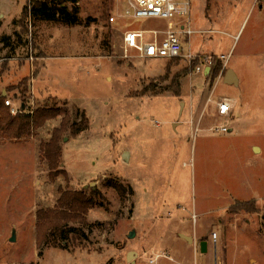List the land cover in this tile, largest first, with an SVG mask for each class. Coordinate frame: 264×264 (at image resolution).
<instances>
[{
    "label": "rangeland",
    "instance_id": "obj_1",
    "mask_svg": "<svg viewBox=\"0 0 264 264\" xmlns=\"http://www.w3.org/2000/svg\"><path fill=\"white\" fill-rule=\"evenodd\" d=\"M28 2L0 0L4 32L20 31L6 22ZM125 5L68 3L75 24L26 18L18 47L0 49L5 100L22 102L17 85L27 78L28 110L62 109L32 136L0 131V264H264V0H192L184 53L193 60L126 54L125 30L171 22L126 16ZM199 56L214 57V71L218 57L226 61L221 76L232 68L238 84L197 72ZM222 97L236 100L230 117L217 114ZM194 98L200 104L190 112ZM83 109L90 128L62 138L69 178L51 179L40 145L65 113L75 121ZM220 123L230 130L216 133ZM89 187L102 192L103 207L67 201L66 190ZM54 217L89 239L71 240L68 250L38 247L37 224Z\"/></svg>",
    "mask_w": 264,
    "mask_h": 264
},
{
    "label": "trees",
    "instance_id": "obj_2",
    "mask_svg": "<svg viewBox=\"0 0 264 264\" xmlns=\"http://www.w3.org/2000/svg\"><path fill=\"white\" fill-rule=\"evenodd\" d=\"M78 0H29L22 8V15L19 19L13 21V25H18L20 31L15 29L12 35L3 34L0 36V49L14 51L18 47L25 33V20L36 18L55 20L62 18L63 21L75 24L77 22V13L71 12L67 8L68 3H77ZM1 26V20H0ZM18 36V37H17ZM17 37V39H16ZM216 69L211 67L208 76H218L222 70L223 62L217 60ZM215 73V74H214ZM29 79H22L17 87H21L22 102L27 105L26 94L28 91ZM147 90V89H145ZM163 90H166L164 88ZM177 96H180L179 89L172 90ZM7 92V90H6ZM8 93V92H7ZM158 93V92H156ZM5 97L0 94V131L10 139H21L32 136L36 130L43 127L47 121L60 116L62 109L57 104H47L43 107L33 109V112L22 111L16 115L10 113V107L5 105ZM90 128V118L83 109L79 113V119L72 121L69 114L65 113L61 119L60 126L55 127L48 141L40 145L43 157L48 163L49 177L55 179L63 175L68 179V172L63 167V145L62 138L67 130L71 135H79ZM110 184L120 193L124 194L125 189L121 183L110 181ZM67 201L76 207H85L87 209L104 206V195L97 188H81L66 190ZM243 206L245 203L240 202ZM89 239L87 232L80 226L69 225V220L54 217L45 219L37 224V245L43 244L52 247H58L68 250L71 240H78L80 244Z\"/></svg>",
    "mask_w": 264,
    "mask_h": 264
},
{
    "label": "built area",
    "instance_id": "obj_3",
    "mask_svg": "<svg viewBox=\"0 0 264 264\" xmlns=\"http://www.w3.org/2000/svg\"><path fill=\"white\" fill-rule=\"evenodd\" d=\"M192 10V0H126L124 15L134 18H163L171 22V28H153L147 30L127 29L123 33V46L126 54L129 50H134L141 58H166L168 60L178 57H186L189 60L198 58L197 54L184 53V45L181 36H189L194 32L190 26L189 15ZM115 20L114 16L110 17ZM144 33H150L149 40H145ZM200 57V56H199ZM222 70L226 69V61H223ZM215 59L212 56L200 57L195 66L197 72L207 74L213 66ZM208 69V72L206 71ZM5 103L10 107L13 115L19 112H33L28 110L25 103L14 104L10 99ZM217 114L221 117H230L233 111V101L229 97H222L217 101ZM159 125V122L156 121ZM216 133H226L230 127L226 123L213 126ZM196 216L194 215V218Z\"/></svg>",
    "mask_w": 264,
    "mask_h": 264
},
{
    "label": "crops",
    "instance_id": "obj_4",
    "mask_svg": "<svg viewBox=\"0 0 264 264\" xmlns=\"http://www.w3.org/2000/svg\"><path fill=\"white\" fill-rule=\"evenodd\" d=\"M23 6H24V4H23ZM23 8V7H22ZM22 12V11H21ZM21 12L18 14V16H14V17H12L11 19H9V21H7L6 23H7V25H8V27H10L9 25H13V21L15 20V19H19V15L21 14ZM0 20H1V26H0V36L1 35H3V34H7V35H12V34H9L8 32H4V29H7V28H4L3 27V23L5 22V17H4V14L3 13H0ZM14 26V25H13ZM9 29V28H8ZM8 29H7V31H8ZM14 32V31H13ZM190 36V35H189ZM189 36H185V38H184V40H183V45H184V41H185V39H188L189 38ZM185 46V45H184ZM206 71L208 72V69H206ZM208 74V73H207ZM223 78V80L225 81V82H228V83H231L232 81H235L236 80V82L237 83H235V84H238V82H239V76H238V74L232 69V68H228L226 71H225V74H223V76H221V79ZM33 80H35V78H32ZM32 80V81H33ZM4 92V91H3ZM233 101V112H234V108H235V104H236V100H232ZM199 104H200V101H199V99L197 98V99H192V101H191V103H190V108H189V110H190V112H192L193 110H194V108H197L198 106H199ZM233 114V113H232ZM224 118H226V117H224ZM190 119H191V116H190ZM177 123H178V121H177ZM176 123V121H174L173 122V124H174V126L177 124ZM189 123H190V120H189ZM148 190V189H147ZM146 190V191H147Z\"/></svg>",
    "mask_w": 264,
    "mask_h": 264
},
{
    "label": "water",
    "instance_id": "obj_5",
    "mask_svg": "<svg viewBox=\"0 0 264 264\" xmlns=\"http://www.w3.org/2000/svg\"><path fill=\"white\" fill-rule=\"evenodd\" d=\"M231 83H237L236 82V80L235 81H232ZM4 94H6V91H4ZM258 147H254V149L256 150ZM91 185H92V187H94V185H95V182H92L91 183ZM136 235V233H135V231L134 230H132L131 232H130V234H129V237L130 238H133L134 236ZM188 239H190L189 237H188ZM13 240H15V231H13V233H12V237H11V241H13ZM205 242L203 241L202 242V244H201V246H202V250L204 251L205 250ZM130 255H132V253H130ZM131 257V256H130Z\"/></svg>",
    "mask_w": 264,
    "mask_h": 264
},
{
    "label": "bare ground",
    "instance_id": "obj_6",
    "mask_svg": "<svg viewBox=\"0 0 264 264\" xmlns=\"http://www.w3.org/2000/svg\"><path fill=\"white\" fill-rule=\"evenodd\" d=\"M131 256V255H130Z\"/></svg>",
    "mask_w": 264,
    "mask_h": 264
}]
</instances>
